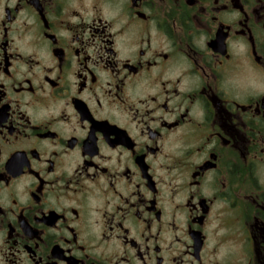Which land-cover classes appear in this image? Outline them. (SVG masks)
Segmentation results:
<instances>
[{
	"label": "flooded vegetation",
	"instance_id": "obj_1",
	"mask_svg": "<svg viewBox=\"0 0 264 264\" xmlns=\"http://www.w3.org/2000/svg\"><path fill=\"white\" fill-rule=\"evenodd\" d=\"M0 264H264V0H0Z\"/></svg>",
	"mask_w": 264,
	"mask_h": 264
}]
</instances>
